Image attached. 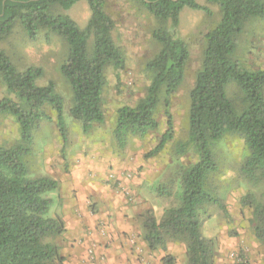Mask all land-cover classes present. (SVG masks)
I'll return each instance as SVG.
<instances>
[{
    "label": "trees",
    "instance_id": "16d2710c",
    "mask_svg": "<svg viewBox=\"0 0 264 264\" xmlns=\"http://www.w3.org/2000/svg\"><path fill=\"white\" fill-rule=\"evenodd\" d=\"M78 1L0 0V41L20 22L31 38L46 31L67 42L68 54L61 72L73 90L71 115L81 122L84 132H90L95 123L105 120L107 70L123 69L126 54L113 37L116 22L106 10L108 0H86L91 16L84 28L70 15L55 12L58 6L69 10ZM140 1L158 20L154 38L160 50L148 63L151 83L145 96L135 106L118 109L114 134L122 148L131 135L145 136L159 127L155 112L161 94L170 106L172 95L184 80L190 50L175 33L181 12L188 7L210 13L199 0ZM208 1L219 5L221 20L205 34L204 56L190 91L189 138L177 146V153L194 149L200 158L182 168L176 205L166 207L160 220L153 209L139 217V235L150 250L166 249L171 241L181 242L186 247L187 264H215V243L203 235L201 212L213 200L207 189L208 176L219 169L212 147L226 135L238 136L245 142L247 155L242 172L261 191L248 194L244 204L252 207L254 235L264 243V69L248 68L235 58L239 36L247 22L264 18V0ZM40 75V67L21 69L0 48V79L8 93L0 98V114H14L24 134L21 144L0 145V264H65L57 243L65 223L60 214H51L55 199L49 196L58 189V180L32 177L23 159L47 107L58 113V126L68 141L63 100L53 82L38 85ZM231 83L241 90V108L228 96ZM168 111L170 129L152 154L163 150L174 137V119ZM169 195L172 193L165 194ZM219 206L223 207L222 202ZM162 260L164 264L175 263L169 255Z\"/></svg>",
    "mask_w": 264,
    "mask_h": 264
},
{
    "label": "rangeland",
    "instance_id": "374dc122",
    "mask_svg": "<svg viewBox=\"0 0 264 264\" xmlns=\"http://www.w3.org/2000/svg\"><path fill=\"white\" fill-rule=\"evenodd\" d=\"M199 2L206 5L210 13L185 7L175 30L177 37L183 39L190 50L182 84L172 95L168 107L161 94L155 112L159 127L145 136L131 135L124 148L114 134L118 109L123 105L135 106L145 96L151 83L148 63L160 50V44L154 38L158 20L140 0L107 1L106 10L116 22L113 37L125 51L126 65L119 70L108 68L103 93L105 120L95 123L90 132H84L81 122L71 115L73 90L61 72V65L68 54L67 42L46 31L31 38L20 22L0 41V48L19 68L40 67L42 75L38 77V85L46 86L53 82L55 92L63 100L68 141L63 139L58 126V113L47 107L46 115L33 131L30 151L23 158L32 177L49 176L58 180V189L49 194L55 199L52 215L60 214L57 198L74 176L88 177L133 208L138 233L141 232V214L153 209L157 220H160L166 207L179 202L175 195L180 190L182 168L194 164L200 157L194 149L179 154L177 146L189 138L190 91L204 56L205 34L221 20L217 3ZM55 12L70 15L82 28L86 27L91 16L86 0L78 1L69 10L58 6ZM235 58L248 68L264 69V18H253L247 22L239 36ZM7 94L6 85L0 79V98ZM228 96L241 108L242 95L236 83L228 85ZM166 110L173 115L174 137L163 150L152 154L171 126ZM22 131L14 114H0V145L23 143ZM212 149L219 169L208 176L207 189L213 200L204 206L201 216L203 235L215 243V264H264V243L254 235L252 207L244 204L248 194L261 191L242 172L247 155L245 142L238 136L226 135ZM90 186L95 193L90 192L87 197L93 202L99 198L97 193L101 190ZM166 193L172 195L165 196ZM221 202L224 208L219 206ZM155 251V264L163 262L167 255L173 257L174 264H187L186 247L181 242L171 241L166 249Z\"/></svg>",
    "mask_w": 264,
    "mask_h": 264
},
{
    "label": "crops",
    "instance_id": "0c3cea01",
    "mask_svg": "<svg viewBox=\"0 0 264 264\" xmlns=\"http://www.w3.org/2000/svg\"><path fill=\"white\" fill-rule=\"evenodd\" d=\"M87 178L71 177L67 186L62 182L65 187L57 198L65 223V231L57 243L65 264H91L86 248L92 239L98 242L97 258L104 264H155L156 251L150 250L141 239L133 208ZM90 184L101 190L93 202L88 199L90 192L95 193ZM102 226L107 230L105 236L99 231Z\"/></svg>",
    "mask_w": 264,
    "mask_h": 264
},
{
    "label": "built area",
    "instance_id": "2783aa9c",
    "mask_svg": "<svg viewBox=\"0 0 264 264\" xmlns=\"http://www.w3.org/2000/svg\"><path fill=\"white\" fill-rule=\"evenodd\" d=\"M99 231L100 234L103 236L107 234V230L104 226L100 227ZM97 247H98V242L95 239H92L86 248L87 257L90 260L91 264H104L102 261L98 260L97 258V254H96Z\"/></svg>",
    "mask_w": 264,
    "mask_h": 264
}]
</instances>
